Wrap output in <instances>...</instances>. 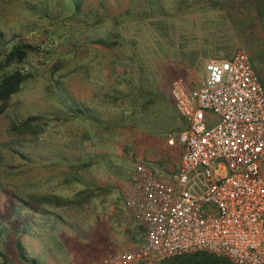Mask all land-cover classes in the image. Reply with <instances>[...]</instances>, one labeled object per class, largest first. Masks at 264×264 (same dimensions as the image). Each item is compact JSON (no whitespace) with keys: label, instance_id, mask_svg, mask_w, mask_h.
<instances>
[{"label":"rangeland","instance_id":"1","mask_svg":"<svg viewBox=\"0 0 264 264\" xmlns=\"http://www.w3.org/2000/svg\"><path fill=\"white\" fill-rule=\"evenodd\" d=\"M14 47L28 78L0 101V264H32L17 240L36 264L116 263L145 233L126 205L135 163L179 165L171 82L196 88L208 59L245 50L264 86V0H0V74Z\"/></svg>","mask_w":264,"mask_h":264},{"label":"built area","instance_id":"2","mask_svg":"<svg viewBox=\"0 0 264 264\" xmlns=\"http://www.w3.org/2000/svg\"><path fill=\"white\" fill-rule=\"evenodd\" d=\"M196 88L181 78L171 96L187 119L167 135L179 165L158 172L135 163L126 205L143 240L109 264H137L189 251L235 264H264V86L245 50L205 62Z\"/></svg>","mask_w":264,"mask_h":264},{"label":"trees","instance_id":"3","mask_svg":"<svg viewBox=\"0 0 264 264\" xmlns=\"http://www.w3.org/2000/svg\"><path fill=\"white\" fill-rule=\"evenodd\" d=\"M122 29L126 30V27ZM119 33L117 32L118 36H120ZM120 37L123 38V35ZM101 42L104 43L105 41L102 40ZM114 44H116V42H114ZM137 48L139 47L137 46ZM20 53H22V50L14 47L10 49V51L7 54V64H6L7 67H5V69H3L0 74V101L2 102L9 100L11 96L17 93L20 90L21 85L28 78L27 72L21 70L18 67L13 66L18 60H20V55H19ZM116 80L120 82L121 81L125 82L127 79L124 77H117ZM56 88L60 95L61 100L65 101V108L69 112L73 113L74 115L83 116L90 120L99 121V115L95 112V110L84 105L82 102L73 99L63 85L57 84ZM40 213H42L44 217H48V219H51L50 211L43 210ZM16 248L18 249L19 252L18 254L22 259L26 261H30L32 264H36L37 262L36 259L34 258L28 259V257L25 256V253L23 251V246L21 245V242L19 240L16 241ZM177 264H234V263L229 262L226 258L216 255L213 252H208L205 250H196L190 253H185L184 255L180 256L177 260Z\"/></svg>","mask_w":264,"mask_h":264},{"label":"crops","instance_id":"4","mask_svg":"<svg viewBox=\"0 0 264 264\" xmlns=\"http://www.w3.org/2000/svg\"><path fill=\"white\" fill-rule=\"evenodd\" d=\"M180 160V159H179Z\"/></svg>","mask_w":264,"mask_h":264}]
</instances>
